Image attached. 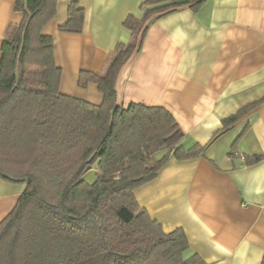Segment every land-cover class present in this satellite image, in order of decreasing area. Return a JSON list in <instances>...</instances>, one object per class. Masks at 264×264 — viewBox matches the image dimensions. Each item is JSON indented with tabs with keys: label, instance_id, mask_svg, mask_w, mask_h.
Here are the masks:
<instances>
[{
	"label": "trees",
	"instance_id": "obj_1",
	"mask_svg": "<svg viewBox=\"0 0 264 264\" xmlns=\"http://www.w3.org/2000/svg\"><path fill=\"white\" fill-rule=\"evenodd\" d=\"M57 2L17 0L23 20L7 26L2 43L0 180L27 187L0 222V264H208L197 254L187 257L185 231L166 233L134 194L172 157L195 158L206 146L185 149V134L168 110L135 103L119 107L115 91L122 66L142 48L150 16L199 7L204 0H146L142 18L125 19L131 40L115 46L100 72L79 75L80 87L97 84L104 97L100 105L60 92L53 38L43 34ZM84 16L72 1L59 30L82 32ZM261 101L224 118L223 130ZM163 150L168 152L156 158ZM93 169L96 178L89 183L85 176Z\"/></svg>",
	"mask_w": 264,
	"mask_h": 264
},
{
	"label": "crops",
	"instance_id": "obj_2",
	"mask_svg": "<svg viewBox=\"0 0 264 264\" xmlns=\"http://www.w3.org/2000/svg\"><path fill=\"white\" fill-rule=\"evenodd\" d=\"M72 1L85 11L80 33L59 30ZM144 1L58 0L43 34L53 38L62 94L102 104L97 84L82 88L79 75L100 72L115 46L131 40L124 21L129 15L142 18ZM16 2L0 0V63L7 26L24 17ZM146 25L141 50L119 71L116 103L125 109L133 103L165 108L185 134L182 146L206 149L191 159L172 157L135 197L166 233L185 231L187 257L197 254L208 264H264V157L247 160L264 155V101L228 129L222 122L264 99V0H204L199 7L155 13ZM26 187L0 180V222Z\"/></svg>",
	"mask_w": 264,
	"mask_h": 264
},
{
	"label": "rangeland",
	"instance_id": "obj_3",
	"mask_svg": "<svg viewBox=\"0 0 264 264\" xmlns=\"http://www.w3.org/2000/svg\"><path fill=\"white\" fill-rule=\"evenodd\" d=\"M95 178H96V169L90 170L85 176V180L89 183L94 182Z\"/></svg>",
	"mask_w": 264,
	"mask_h": 264
}]
</instances>
